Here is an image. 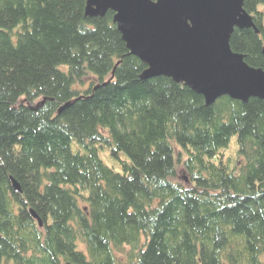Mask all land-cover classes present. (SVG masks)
<instances>
[{"label": "trees", "instance_id": "obj_1", "mask_svg": "<svg viewBox=\"0 0 264 264\" xmlns=\"http://www.w3.org/2000/svg\"><path fill=\"white\" fill-rule=\"evenodd\" d=\"M86 7L0 0V264H264V99L141 78ZM244 9L230 45L264 68V0Z\"/></svg>", "mask_w": 264, "mask_h": 264}, {"label": "water", "instance_id": "obj_2", "mask_svg": "<svg viewBox=\"0 0 264 264\" xmlns=\"http://www.w3.org/2000/svg\"><path fill=\"white\" fill-rule=\"evenodd\" d=\"M244 1L87 0L86 16L114 12L128 49L147 65L141 78L167 76L183 82L206 105L225 95L248 102L264 99V68L249 65L230 45L236 27L258 31ZM13 188L21 192L15 180Z\"/></svg>", "mask_w": 264, "mask_h": 264}, {"label": "rangeland", "instance_id": "obj_3", "mask_svg": "<svg viewBox=\"0 0 264 264\" xmlns=\"http://www.w3.org/2000/svg\"><path fill=\"white\" fill-rule=\"evenodd\" d=\"M39 101H35L34 103L36 104ZM100 156L102 157V159L108 164L113 166L116 170H120V161L115 159L110 152L109 147L105 146V148L100 150ZM184 169L182 167V164L180 165V163L177 166V174H176V179L178 180H183V176H184ZM186 181V178H185Z\"/></svg>", "mask_w": 264, "mask_h": 264}]
</instances>
